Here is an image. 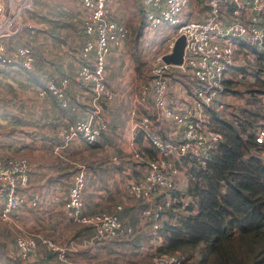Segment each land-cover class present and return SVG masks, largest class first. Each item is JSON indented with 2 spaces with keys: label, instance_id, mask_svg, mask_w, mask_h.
<instances>
[{
  "label": "built area",
  "instance_id": "1",
  "mask_svg": "<svg viewBox=\"0 0 264 264\" xmlns=\"http://www.w3.org/2000/svg\"><path fill=\"white\" fill-rule=\"evenodd\" d=\"M193 1L199 3L195 9L191 8ZM121 2L81 0L86 9L82 21L86 37L79 52L82 63L78 78L91 86L98 109L88 118L76 119L60 130L64 146L76 139L89 144L96 142L109 128L100 100L121 103L106 79L109 54L113 47L121 49L130 35L129 25L111 13ZM141 4L147 28L154 32L165 27L168 33L153 56L148 78L132 95L130 143L134 156L144 161V174L138 178L127 177L122 190L139 201L141 223L147 224L153 232L167 219L175 202H181L184 208L195 203V198L187 193L189 177L182 160L188 156L205 162L218 147L221 135L211 122L212 110L238 125V119L232 115V111L238 109L236 111L229 100L234 95L225 90V80L231 77L229 69L236 64L264 57V0H141ZM35 5V0H0L1 64L18 67L21 71L33 69L36 63L35 40L40 27L32 16L26 21L24 14L32 11L33 15ZM182 34L186 38L182 63L166 62L164 55L173 51L177 37ZM253 69L257 67L251 63L242 70L241 76L247 73L252 82ZM170 73L177 81L178 73L185 75L192 92L184 85L177 96H171ZM258 75L264 78V70ZM68 85V77L51 79L46 87L39 88L38 94L44 98L51 92L63 108H68ZM248 97L249 93L244 92L241 101ZM141 106L150 114H143ZM151 114L156 122L168 123L172 127L169 138L161 135ZM245 128L252 133L256 143L264 144V119ZM138 131L158 152L155 157L144 156L138 150L135 139ZM248 157V154L244 156L245 159ZM113 159L116 160L117 156ZM30 164L27 156H8L0 152V220L19 229L15 242L22 260L38 259L41 243L46 252L57 253L62 264H69L67 251L75 249L77 244L85 245L87 240L72 241L67 248L50 237L27 233L18 223L21 208L27 204L39 207L43 201L41 193L28 195L21 190L29 179ZM87 183L86 168L81 166L74 173L67 194L64 197L59 193L53 195L54 201L63 200L65 216L78 225L90 227L93 231L91 239L109 241L126 234L133 235V225L123 222V203L117 201L111 210H85ZM151 254L145 264H184L185 261L180 253H159L154 248Z\"/></svg>",
  "mask_w": 264,
  "mask_h": 264
},
{
  "label": "crops",
  "instance_id": "2",
  "mask_svg": "<svg viewBox=\"0 0 264 264\" xmlns=\"http://www.w3.org/2000/svg\"><path fill=\"white\" fill-rule=\"evenodd\" d=\"M131 1L132 0H122V2L116 6L119 9L120 13L112 12V15L117 18L119 16L124 17L125 15L121 13L122 6L123 4H129ZM35 7L36 5L34 6L32 20L35 21L39 26L41 25V22L39 20V14H41V12L37 14ZM45 41H51L50 35L46 32L40 33L39 30L35 40V51L37 50L38 45L39 52H41L39 53L38 51H36L37 65L32 71H21V69H19L18 67H14L13 69L10 66L0 63V67L2 68L0 69V78H2V76L5 74L7 76H10V73L20 72L19 74H21V76H26V74L24 73H28L27 75H31V78L36 80L35 82L31 81L32 84L30 85L26 84L27 91L33 93V95L35 96L21 97L22 93L20 92L19 96H15V94L13 93L14 98H12L10 97L12 96L11 94H7L8 96H6L0 93V152L8 156L23 155L29 158L31 163L29 179L27 181V184L21 187V190L26 192L28 195L39 192L42 194L43 199V204L39 209L23 208L18 211V223L22 227L30 230L31 234L35 236L36 234H39L40 236L44 235L50 237L61 246L67 248L70 247L72 241L80 243L82 239L87 240L85 242V245L77 244L75 249H69L67 251L69 264H122V261L124 264L128 256L126 255L120 259L117 253L118 251H120L119 246L120 242H122V239L124 238V241H126L130 237V235L126 234L109 241H99L96 239H91L93 235L92 229L88 226L78 225L69 220L62 210L63 200L57 202L53 200V195L55 193H59L58 191L62 192L61 190H58L59 188L63 189L65 187L67 188L66 192H68L69 187L73 183L74 172L79 170L81 166H84L86 168L87 174L88 172H90L89 169L91 168L88 169L86 163H80L71 159V155L80 159V157L82 158L81 155L86 154V147L82 146L85 141L82 139H76L70 144L64 146V141L60 134V130H62L64 126L69 125L72 121L76 119L87 118L85 112V104L89 98L86 87L78 83L76 80L79 66L76 65L77 67H73V63L71 62V58L69 57L67 52L54 51L52 53L53 58L51 57V60L47 65H45V63L41 60L45 59L42 55L44 53L41 46V42L44 43ZM65 44L68 47L70 46L67 43ZM117 50L118 48L113 47L111 53L107 58V61L118 55ZM68 51L70 52V49ZM45 68L47 69V71ZM41 69L47 72V82L51 79L58 80L62 77H68V79L70 80V84L67 89L71 98L68 108H61L60 106H58L57 101L52 98H39L37 96L38 90L40 88L39 78L37 77V75L40 74ZM239 72L242 73V71L236 70L235 74H233L234 79L237 81H240L242 79V76L238 77ZM244 74L247 75V73H243V75ZM106 79L108 81L107 83H109L110 87L112 88H114L115 86L117 87V85L121 84H117L115 82L116 80L113 81L114 74L112 70L107 71ZM7 81L8 84H6V81L0 83V91L1 89H4L5 85H9L8 89L12 91L23 89L21 88L22 85H20L23 84L22 82H19V84H17L16 81L12 80L11 78L7 79ZM179 81L182 83L181 87L172 85L170 89V94L173 97L178 95L180 89H182L184 85H188L186 80L185 82H182L181 80ZM174 89L175 92H173ZM135 91L136 88L133 89L130 93V106L132 102V95ZM123 97L126 98L124 92H122L121 97H119L118 95V98L121 100L120 104H116L115 102H111L110 104L109 102H105L104 100H100L99 102L101 111L103 112V115L105 114V116L107 117L110 125L111 123L116 124V122L114 120L113 122H111L112 118L109 115V109L111 107L116 108V106H122L123 102L124 104L127 103L128 100L125 98L123 99ZM229 100L232 102V105L234 107L241 106V104L238 105V103L235 102V96L230 97ZM140 109L143 114H150V111L147 108L141 106ZM151 116L155 121L154 115L151 114ZM124 122L126 124L124 129L125 131L127 130V134L131 137L133 124L131 116L127 119V121L125 120ZM155 126L157 128L159 127L158 130L163 137H170L172 127L168 123H159L155 121ZM119 130L121 131L122 129ZM111 133H113V131L109 130L107 136ZM135 135L137 138V132H135ZM142 144L150 146L148 142L143 139ZM99 157L95 156V161L92 163V169L96 172L100 169L101 162L99 163ZM72 170L75 171L73 172ZM92 177V179L88 180L85 189V195L87 199V201L85 199V205L87 202H89L95 204V207L98 208V206L105 203L103 202V199L104 197L107 198V196L105 195L106 188L105 185H103V188H99L98 186L96 188L95 186H93L92 188L89 187V182L96 183V181H99L96 184L102 185L100 184L101 180L95 179L96 177L100 178L101 175L93 174ZM117 191V188L110 190L113 195H116ZM108 196L111 197V195ZM116 201H118V199ZM140 206L124 205L122 214L125 213L127 215L126 224L133 225V235H140V237H142V241L146 242V244L149 243L150 249L153 242L152 240L147 239L150 228L149 226L143 225L136 215L137 209ZM85 210L87 212H94L89 210L87 207ZM13 239V237H5L6 245H2V249L6 250L7 246L11 245ZM143 244L145 245V243H142V245ZM144 245L142 248H144ZM39 248L40 250L43 248L41 243H39ZM137 248L140 247L137 246L135 249ZM133 262H135V259L133 260ZM7 264L24 263L19 261L15 262L13 260H7ZM29 264H31V262ZM34 264H62V262L58 259L57 253L49 251L47 252L45 257L38 260Z\"/></svg>",
  "mask_w": 264,
  "mask_h": 264
},
{
  "label": "trees",
  "instance_id": "3",
  "mask_svg": "<svg viewBox=\"0 0 264 264\" xmlns=\"http://www.w3.org/2000/svg\"><path fill=\"white\" fill-rule=\"evenodd\" d=\"M115 8L111 13H120ZM83 9L84 15L77 13L73 18L75 23H81L82 28L83 17L86 15V9ZM141 11L144 12L143 7ZM145 26L147 28V22ZM147 30L152 32L148 28ZM163 42L164 38L160 46ZM76 58L80 59L79 55ZM251 63L257 67L251 71L254 79L245 90L249 93L251 105L235 107L236 111L239 110L232 111V115L239 121L238 125L212 110L211 122L221 135V141L205 162L183 157L182 165L189 177L187 193L195 198V203L184 208L181 202H175L161 227L153 232L150 229L147 239L153 241L151 246H155L156 252L180 253L184 255V260H195L194 264H264V144L256 143L252 133L245 128L264 119V78L258 75L264 70V57H257L246 64L238 63L229 69L231 77L225 80V90L234 96H242L244 92L237 88L240 81L235 80L233 74L236 70H245ZM36 65L37 56L33 69ZM7 66L14 69L11 65ZM170 75L174 76L173 73ZM177 76L185 82V75L178 73ZM76 80L86 89H91L89 84L78 78V73ZM186 87L192 92L190 85ZM68 97L71 100L69 94ZM53 99L63 108L58 98ZM256 100L258 104L255 103ZM107 131L109 132V128L91 145H102ZM137 136L138 150L144 156L155 157L158 154L155 148L142 144L143 133L138 131ZM246 154L249 155L247 159L244 158ZM136 161L138 168L133 167L132 174L138 178L144 174V161L137 158ZM23 208L40 207L27 204ZM139 211L140 207L136 215L141 222ZM143 225L148 226L145 223ZM15 238L16 236L9 249L15 251L19 262L34 264L47 254L42 248L38 259L26 262L18 255Z\"/></svg>",
  "mask_w": 264,
  "mask_h": 264
},
{
  "label": "rangeland",
  "instance_id": "4",
  "mask_svg": "<svg viewBox=\"0 0 264 264\" xmlns=\"http://www.w3.org/2000/svg\"><path fill=\"white\" fill-rule=\"evenodd\" d=\"M36 2V13L39 14V20L41 22L40 27V33L46 32L50 35L51 41L48 42H41L42 51L44 54L45 59H41L45 65L49 63L51 60L52 53L54 51L56 52H67L69 57L71 58V62L73 63V67H77L76 65H80L82 63L81 59L76 58V56L79 55V52L81 50L83 41L85 39V33L82 28V25L80 22L75 23L73 21V18L75 15L78 14H85V10L81 6L80 0H35ZM193 5L191 8H196L197 2L193 1ZM190 8V9H191ZM142 4L140 3V0H132L129 4H123L121 13H123L125 16L120 18V20H125L127 24L129 25L131 29L130 36H128L127 40L123 44V47L121 49H118V55L114 58L109 59L107 61V71L112 70L114 74V79L117 84V87L115 86L112 88L118 95L121 97L122 92L125 93V97L123 99H127V103L122 104V106H116V108H110L109 109V115L113 120L116 122V124L109 122V130L113 131V133L109 134L108 136H103L102 145H91L87 142L83 143L82 146H85L86 154L81 155L82 158L80 159L78 157H73L71 155V159L73 161H77L80 163H86L87 168L90 172H88V180L92 179V175H101L100 178H95L97 180H101L100 184L97 185L99 181H96V183L89 182L88 186L95 188L98 186L99 188H103L105 185V195L102 205L95 207V204L93 203H86V207L91 211H99V210H111L114 206V204L117 202L118 199L119 202L124 203L125 206L130 205H141L139 201L134 199L132 196L127 195L122 190V184L125 181V179L129 176L135 177L133 173V167L138 168V164L136 163V157L134 156V151L131 146V138L127 134V130L125 131V120L127 121L128 118H130V105L129 101L130 99V93L133 89H137L142 82H144L150 73L151 64L153 56L160 46L161 42L163 41V38L165 40V37L167 36L168 29H165V27H162L161 30H155L154 32H149L145 26V17L143 12L141 11ZM32 16V11H28L24 14V18L27 21ZM165 36V37H162ZM42 41V38H41ZM65 43L69 44L68 47ZM68 48V49H67ZM70 49V52L68 51ZM38 45H37V50ZM35 51V54H36ZM41 52V51H40ZM39 52V53H40ZM55 52V53H56ZM49 59V60H47ZM59 61V60H58ZM0 69H2L0 67ZM46 69V68H45ZM47 71V69H46ZM43 70V72H40V74L37 75L39 78V84L40 87H46L47 84V72ZM20 72H13L10 73V76H7L6 74L0 78V83L6 81V84H8L7 79L15 80L17 84L19 82H22L23 84L21 88L23 89H17V90H10L8 89L9 85H5L4 89H1L0 93L3 95L8 96L11 94L12 98H14L13 93L15 96H19L20 92L21 97L22 96H35L33 93H30L27 91V85L32 84L31 81L35 82L36 80L31 78V75H27L28 73L21 76L19 74ZM30 73V72H29ZM242 73H238L241 77ZM249 75V74H248ZM242 79L238 83L240 90L245 92V90L248 88L251 81L249 80L247 75H242ZM107 77V73H106ZM174 77V76H171ZM125 80V81H123ZM172 85L176 87H181V82L172 79ZM28 81V82H26ZM108 82V81H107ZM109 84V83H108ZM110 85V84H109ZM69 86V85H68ZM68 88V87H67ZM88 91V100L85 104V112L86 117L88 118L91 114L95 113L98 107L96 106V103L94 102V92L91 89H87ZM34 92V91H33ZM175 92V89L174 91ZM35 93V92H34ZM8 94V95H7ZM68 89H67V95H68ZM4 96V97H6ZM39 98H42L37 94ZM52 98L55 97L57 99V96L53 93L49 92L48 95H46L44 98ZM236 101L238 105L242 104L244 106L251 105L248 104V98L244 100V102L241 101L242 96L240 94H237ZM106 102V101H105ZM256 104H258V100L255 101ZM111 104V103H110ZM114 106V105H113ZM239 110V109H238ZM103 114V112H102ZM105 116V114L103 115ZM105 118H107L105 116ZM116 119V120H115ZM119 129H122L121 131ZM124 129V130H123ZM108 132V131H107ZM83 140V139H82ZM77 146V145H75ZM117 156V159L114 160L113 156ZM95 156H100L99 163L100 169L94 171L93 168V162ZM135 163V164H134ZM141 165V164H140ZM142 166V165H141ZM73 171V170H72ZM75 171V170H74ZM73 171V172H74ZM76 172V171H75ZM74 172V173H75ZM90 173V175H89ZM91 176V177H90ZM70 181V180H69ZM117 188L118 191L116 192V195H113L112 192H110L111 189ZM89 189V188H88ZM87 189V190H88ZM58 190H61L62 192L58 191L62 194L64 197L67 192V188H59ZM108 195H111L108 196ZM86 199V195H85ZM87 201V199H86ZM43 203L39 207L42 206ZM39 209V208H38ZM128 212V211H127ZM138 215V214H137ZM124 216V218H123ZM123 222L126 223L127 215L124 213L122 214ZM2 222L0 220V264H7V260H13L15 262L18 261L16 257V253L13 249H9V245L7 246L6 250L2 249V245H6L5 237H15L19 231V229L16 226H12ZM27 233H30V230H28L25 227H22ZM22 230V229H21ZM39 234H36L38 236ZM40 236V235H39ZM131 239V240H130ZM14 243V240L11 242ZM142 243H145L144 248ZM139 244V245H138ZM137 246L140 248L135 249ZM120 251H118L119 258H123L124 256H128L125 260L124 264H145L149 261L152 254L151 251L154 247H150L149 249V243L146 244V242L142 241V237L138 234L130 236L128 240L124 241V238L122 239V242H120ZM139 254V255H138ZM135 259V262L133 260ZM195 260L187 258L184 262V264H194ZM123 264V261L121 262Z\"/></svg>",
  "mask_w": 264,
  "mask_h": 264
},
{
  "label": "water",
  "instance_id": "5",
  "mask_svg": "<svg viewBox=\"0 0 264 264\" xmlns=\"http://www.w3.org/2000/svg\"><path fill=\"white\" fill-rule=\"evenodd\" d=\"M186 45L185 35H179L176 39L174 49L171 53L164 55V60L169 63L181 64L183 61V55Z\"/></svg>",
  "mask_w": 264,
  "mask_h": 264
}]
</instances>
